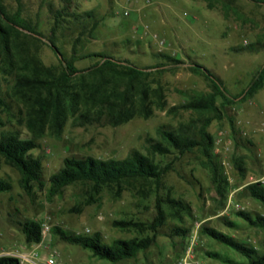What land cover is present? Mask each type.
<instances>
[{"label": "rangeland", "instance_id": "rangeland-1", "mask_svg": "<svg viewBox=\"0 0 264 264\" xmlns=\"http://www.w3.org/2000/svg\"><path fill=\"white\" fill-rule=\"evenodd\" d=\"M9 14L18 13L43 37L32 42L42 63L61 71L62 64L48 46L51 37L63 57L69 59L76 43V55L104 53L118 60H127L138 68H148L152 88L163 87L165 107L153 106L150 117L137 116L117 127L100 123L80 126L69 117L59 135L46 130L39 140L40 148L31 153L42 160L43 187L33 184L26 192L19 184V172L0 157V179L11 184V190L0 193V251H22L25 245L19 223L27 219L48 221L76 234L100 233L110 244L116 239L151 235L149 230H124L114 221L131 220L149 224L156 215L155 194L140 183L125 188L118 197L108 190L96 203L85 204L87 191L82 184L65 187L48 198V179L63 166L66 157L92 156L101 159H123L132 150L146 154L148 138L159 141V129L174 130L188 123L195 114L181 108L191 97L212 91V86L198 72L197 64L216 76L228 94L241 93L264 66V5L250 0H1ZM128 12L125 15V12ZM91 13L86 17L85 13ZM56 25V26H55ZM54 28V30H52ZM85 33H82L83 29ZM156 33L165 45L150 37ZM82 33V35H81ZM171 55L184 64L167 66L165 71L151 69ZM96 61L86 58L75 62L83 69ZM150 68V69H149ZM11 79L0 76L2 99L9 107L0 106V136L14 131L22 139L31 138L23 122L19 103L8 96ZM153 99V97H152ZM221 98L217 97V104ZM172 108H175L174 110ZM221 120L209 127L215 146L212 155L222 164L228 181V193L220 198L211 182V173L203 165L197 151L182 156L176 154L154 159L169 164L159 195H167L187 204L191 216L183 222L168 218L157 230L154 243L136 258L116 264H177L185 255L196 225L193 261L196 264H247L240 254L199 234L201 226L212 227L237 241L252 245L264 254V230L252 227L237 216L238 211L264 215V206L248 197L243 188L250 181L264 180V84L251 98L223 109ZM233 121L235 135L231 132ZM242 159L245 176L234 165ZM264 185V184H263ZM100 217L102 219H100ZM227 222L234 223L229 226ZM188 228L186 238L174 234V229ZM51 233L50 249L57 253L58 264H110L92 256L87 249L72 245ZM208 253H215L211 257Z\"/></svg>", "mask_w": 264, "mask_h": 264}, {"label": "trees", "instance_id": "trees-1", "mask_svg": "<svg viewBox=\"0 0 264 264\" xmlns=\"http://www.w3.org/2000/svg\"><path fill=\"white\" fill-rule=\"evenodd\" d=\"M250 1L264 5V0ZM85 15L90 17L91 13L86 12ZM85 31L84 28L82 33ZM42 38L45 37L37 33L18 13L9 14L0 0V76L3 79H11L12 84L7 94L21 105L24 125L31 134V138L22 139L14 131L3 132L0 136V157L19 172V184L26 192L32 190L33 184L44 186L42 160L40 157H34L31 152L40 148L39 140L47 129L59 135L69 117L77 120L80 126L105 120L107 125L117 127L137 116L150 117L153 106L158 109L165 107L163 87L160 83H157L155 88L150 86L148 68H138L127 60L121 61L104 53L77 56L76 43L79 39L72 46L71 57L66 59L54 40L49 37L48 46L62 57L58 58L62 64L58 73L55 67L44 65L38 54L32 50V42L41 43ZM161 57L165 59V63L151 69L162 72L167 66L184 64L171 55L162 54ZM86 58H95L96 61L86 68L78 69L75 62ZM191 70L201 74L212 86L211 92L197 94L181 106L191 110L195 114L194 119L180 124L174 130L159 129V141L151 138L146 140V154L132 150L123 159L66 157L63 159V166L48 179V198L60 194L69 185L79 183L84 185L87 191L86 205L96 203L100 193L105 190L118 197L128 186H133L134 183L142 184L155 194L156 215L151 223L144 225L131 220H119L114 221L113 225L124 230H149L151 235L116 239L106 244L98 232L90 235L76 234L54 226L51 228L52 234L64 242L89 250L92 256L110 264L134 259L140 252L149 249L155 241L158 228L168 218L183 222V216H191L187 204L170 195L165 198L159 195L163 178L170 165L162 166L155 161V155L182 156L197 150L204 158L203 165L211 173V182L216 194L222 199L226 198L228 181L222 164L212 155L215 142L209 127L214 120L223 118L224 108L251 98L262 88L264 66L237 95L228 94L222 82L207 69L191 64ZM217 97L221 98L220 104H217ZM0 106L9 109L2 99L1 88ZM230 123L231 132L235 135V125L233 121ZM242 164V159L234 160L236 169L244 177ZM10 190L11 184L0 179V193ZM243 192L264 206V185L261 182H249ZM236 214L252 227L264 230V215L246 211H238ZM227 224L234 226L231 222ZM19 225L25 241L24 246L40 242L41 222L27 219ZM189 232L188 228L174 229V234L183 238H186ZM199 234L240 254L247 260V264H264V254H259L252 245L237 241L205 225L200 227ZM208 254L211 257L218 256L215 253ZM0 264L19 262L16 257L1 255Z\"/></svg>", "mask_w": 264, "mask_h": 264}, {"label": "built area", "instance_id": "built-area-1", "mask_svg": "<svg viewBox=\"0 0 264 264\" xmlns=\"http://www.w3.org/2000/svg\"><path fill=\"white\" fill-rule=\"evenodd\" d=\"M128 12H125V15H127ZM150 37L157 41L159 45L164 46L165 42L160 39V37L156 34L151 32ZM261 182L264 184V180H254L250 182ZM100 219H102L100 217ZM199 223L196 225V230L193 233V236L190 239L189 244L185 248V255L177 264H196L193 261V249L195 247V239H196V232L199 227ZM51 226L48 221L41 222V240L37 244H32L30 246H24L23 250L15 251V252H3L0 251L1 255H9L16 257L18 259L19 264H58L57 263V253L55 251H52L50 249L52 245V239H51Z\"/></svg>", "mask_w": 264, "mask_h": 264}, {"label": "water", "instance_id": "water-1", "mask_svg": "<svg viewBox=\"0 0 264 264\" xmlns=\"http://www.w3.org/2000/svg\"><path fill=\"white\" fill-rule=\"evenodd\" d=\"M56 54H57V56H58V58H59V59H61V58H62V57H61V55H59L58 53H56Z\"/></svg>", "mask_w": 264, "mask_h": 264}]
</instances>
